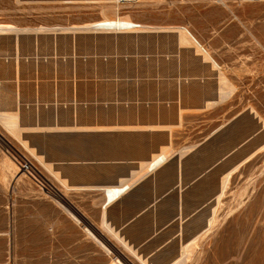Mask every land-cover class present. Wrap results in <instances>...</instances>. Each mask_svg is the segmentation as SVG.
Wrapping results in <instances>:
<instances>
[{
	"label": "crops",
	"instance_id": "1",
	"mask_svg": "<svg viewBox=\"0 0 264 264\" xmlns=\"http://www.w3.org/2000/svg\"><path fill=\"white\" fill-rule=\"evenodd\" d=\"M79 17L39 20L19 27L54 29L0 37V80L16 95L0 111L17 116L21 138L58 190L41 194L36 215L50 245L66 244L69 236L99 244L88 229L102 243L122 246L110 226L126 244L142 246L157 236L155 245L163 246L192 227L193 215L209 217L231 169L226 160L260 126L236 131L228 144L226 133L241 112L226 118L231 94L223 99L209 65L197 62L191 76L176 56L180 46L145 50L142 31H93L85 25L94 21ZM27 133L59 137L53 147L63 152L48 157ZM111 185L125 189L110 202Z\"/></svg>",
	"mask_w": 264,
	"mask_h": 264
},
{
	"label": "rangeland",
	"instance_id": "2",
	"mask_svg": "<svg viewBox=\"0 0 264 264\" xmlns=\"http://www.w3.org/2000/svg\"><path fill=\"white\" fill-rule=\"evenodd\" d=\"M81 15L90 21L118 16L151 26L140 32L145 33L141 38L143 49L150 50L157 45L166 53L173 46H180L183 49L176 56L183 63V70L191 76L197 72V62L209 65L217 73L219 83L223 82L224 89L231 90L226 118L241 112L226 133L228 144L239 136L236 131L246 132L256 123L260 126V130L226 160L227 166L232 168L257 150L232 173L220 203L214 199L209 203L211 206L216 203L214 222L200 236L191 258L180 264H264V0H0V23L17 26L33 25L39 20L71 23ZM138 29L142 28L125 32L138 33ZM181 32L191 40L179 41ZM10 33L0 34V37L10 38L14 32ZM202 48L217 65L208 57L204 58ZM147 70H150L149 65L144 66V72ZM106 71L107 68H103L102 72ZM14 96L11 84L0 80V109L6 108L8 100ZM1 116L0 134L33 159L49 177L34 157L35 151H29L27 144L21 143L22 129L8 130ZM25 136L48 157L63 152L53 147L59 137L37 133ZM10 160L0 140L1 264H114V258H117L116 264H141L121 246L108 241L102 243L88 229L99 244L70 236L62 240L66 244H47V226L36 215L44 192ZM208 214L193 215L192 227L186 231L182 228L180 235L178 232L163 246L155 245L157 236L142 246H131L148 263L166 264L177 255L179 244L204 226Z\"/></svg>",
	"mask_w": 264,
	"mask_h": 264
},
{
	"label": "bare ground",
	"instance_id": "3",
	"mask_svg": "<svg viewBox=\"0 0 264 264\" xmlns=\"http://www.w3.org/2000/svg\"><path fill=\"white\" fill-rule=\"evenodd\" d=\"M94 1V0H93ZM98 1H101V0H98ZM107 1V0H106ZM81 25V24H80ZM136 25H138V26H136ZM80 27V26H79ZM83 27V26H82ZM85 27L86 28H88V29H90V30H92L93 29V31L94 30H99V32H102V31H112V32H124V31H130V32H133L134 31V29L136 28L137 29V27H140V28H142L141 30L140 29H138L139 31H144V29L146 30L147 28H149V27H151V26H149V25H146V24H142V23H137V22H134V21H132L131 19H129V18H120V17H110V16H104L103 18H101V19H99V20H97V21H94V22H91V23H87V25H85ZM154 27V26H153ZM157 27V26H156ZM158 27H159V25H158ZM73 28H78V27H73ZM46 29H51V30H53L54 28H51V27H43V26H39V27H34V28H28V27H26V28H22V27H19V26H17V25H14V24H11V23H0V34H7V33H10V32H14L15 34H18V33H20V32H27V31H41V30H44V31H46ZM58 29H62V31L63 30H65V29H69V28H63V27H59ZM87 29V30H88ZM182 29H184L185 30V28H182ZM47 30V31H48ZM82 30V29H81ZM89 30V31H90ZM151 30V29H150ZM155 30V29H154ZM181 30V29H180ZM74 31V30H73ZM136 31V30H135ZM186 31V34L188 33V35L192 38V40L195 42V43H197V45H200L199 44V42L192 36V34H190L187 30H185ZM149 32V31H148ZM139 33V32H138ZM182 34H180V40L179 41H183V40H187V39H190V38H188V36L184 33V32H181ZM11 34V33H10ZM22 34V33H21ZM28 34V33H27ZM191 40V39H190ZM177 41V40H176ZM193 41H191L192 43H193ZM15 42V41H14ZM198 47V46H197ZM17 50V49H16ZM200 51H203L204 53H202V54H204L205 56H204V58L205 57H208L209 59H210V61L212 60V62L215 64V65H217V63L214 61V59H212L211 58V56H210V54L205 50V48H202V50H200ZM19 52V51H18ZM10 57V56H9ZM11 58V57H10ZM17 58V57H16ZM207 61H209L208 59H207ZM16 63V62H15ZM15 69V68H14ZM223 82H221V84H222ZM221 89V91H220V94L223 96V99H224V97L226 96V95H228L229 93H230V91H227V90H225L223 87L222 88H220ZM220 95V96H221ZM16 96V95H15ZM18 97V96H17ZM222 98V97H221ZM17 99V98H16ZM210 102V101H209ZM17 104V103H16ZM12 110V109H11ZM10 111V110H9ZM12 111H14V110H12ZM16 111V110H15ZM14 111V112H15ZM0 115H2L1 117H2V119H3V125L8 129V130H10V131H12L14 128L16 129V127H19L18 126V123H17V121H16V115L15 114H13V113H11V112H8V110H7V112L6 111H0ZM1 119V120H2ZM18 120V119H17ZM18 122H19V120H18ZM101 125V124H100ZM75 126V125H74ZM80 126V125H79ZM97 126V125H96ZM137 126V125H136ZM55 127V126H54ZM60 127V126H59ZM58 127V128H59ZM73 127V126H72ZM84 127V126H83ZM89 127V126H88ZM103 127V126H102ZM101 127V128H102ZM35 128V127H34ZM47 128V127H46ZM52 129H53V127H51ZM74 128V127H73ZM75 128H76V126H75ZM98 128V127H97ZM118 128V127H117ZM135 128V127H134ZM14 129V130H15ZM19 129H20V127H19ZM25 129V128H24ZM30 129V128H29ZM32 129H33V127H32ZM36 129V128H35ZM42 129V128H41ZM68 129V128H67ZM66 129V130H67ZM13 130V131H14ZM55 130V129H54ZM62 130V129H61ZM37 131V130H36ZM55 131H57V129L55 130ZM29 132V131H28ZM59 132V131H58ZM11 133V132H10ZM20 134V133H19ZM17 135V134H16ZM21 139V143H24V144H26V142L22 139V138H20ZM27 140V139H26ZM262 146H264V144L262 145ZM32 148V147H31ZM31 148H29L28 146H27V149L29 150V151H31V152H34L33 151V149H31ZM257 151V150H256ZM256 151H253V152H251L248 156H246L240 163H242V162H245L247 159H249L252 155H253V153L254 152H256ZM34 155V157L35 158H37L38 159V156L34 153L33 154ZM165 155V154H164ZM155 156V155H154ZM40 157V156H39ZM163 157V156H162ZM158 158V157H157ZM151 159V158H150ZM160 160H161V158L159 157L157 160H155V162L151 165V167L150 168H154V166H156L159 162H160ZM11 161V160H10ZM11 163H13L12 161H11ZM239 163V164H240ZM42 164H44V163H42ZM47 164V163H46ZM239 164H237V165H235L234 167H232L229 171H227L225 174H224V176L222 177L223 179H222V186H221V191H220V193L217 195V197H216V203L219 201V200H221L220 198L222 197V195L224 194V192H225V189L227 188V186H228V184H229V179H230V177H231V175H232V173L234 172V171H236L237 170V168L239 167ZM46 167V166H45ZM156 168V167H155ZM56 172H58V171H56ZM113 176V175H112ZM133 176V175H132ZM56 178V177H55ZM130 179V178H129ZM60 181V180H59ZM62 182V181H61ZM67 182V181H66ZM65 183V182H64ZM66 184V183H65ZM112 187H105V193H106V195H107V197H108V201H110V200H112V199H114V198H116L124 189H125V186H124V189H121L120 187H114L113 185H111ZM121 186H123V185H121ZM68 188V187H67ZM127 188V187H126ZM128 191V190H127ZM123 193H124V191H123ZM122 194V193H121ZM107 201V202H108ZM111 202V201H110ZM215 203V204H216ZM219 203H220V201H219ZM218 203V204H219ZM107 206V205H106ZM219 206V205H218ZM221 206V205H220ZM215 212H216V206L214 205L213 207H212V209H211V214L209 215V217L207 218V224H206V218H205V220H204V224L203 225H205L206 224V226L201 230V231H199L198 233H196L195 235H193L191 238H189L188 240H186V241H184V242H181L180 244H179V248H178V253H177V255H175V257L174 258H171V260H169L166 264H180V263H184L185 261H187L188 259H190L191 258V256H192V253H193V251L195 250V248H197L198 247V240H199V238H200V236L203 234V233H205L208 229H209V227L213 224V222H214V219H215ZM104 222V221H103ZM106 223V222H105ZM105 225V224H104ZM109 225V224H108ZM106 226V225H105ZM106 230L109 232V234H112V237L114 238L115 237V239H116V241H118V242H120V244H122V248L127 252V253H129L130 255H132L134 258H136V260H139V262L141 263V264H150V263H148L145 259V257H142V258H140V255L139 254H137L136 253V248L135 247H132L131 245H129V244H126V241H124V240H122L123 238L120 236H118L117 234H118V232L116 233V231H113V229H111V227L109 226V228H106ZM181 230H182V228H181ZM181 230L179 231V235L182 233L181 232ZM107 232V233H108ZM122 238V239H121ZM165 254V253H164ZM147 255V254H146ZM148 256V255H147ZM161 258V257H160ZM159 258V259H160ZM113 261H114V264H116V262H117V258H114L113 259ZM146 261V262H145ZM1 264V263H0ZM3 264V263H2Z\"/></svg>",
	"mask_w": 264,
	"mask_h": 264
},
{
	"label": "built area",
	"instance_id": "4",
	"mask_svg": "<svg viewBox=\"0 0 264 264\" xmlns=\"http://www.w3.org/2000/svg\"><path fill=\"white\" fill-rule=\"evenodd\" d=\"M138 26V25H136ZM1 143L18 171L24 174L33 185L48 195H57L58 190L53 181L40 169L33 159L17 149L8 139L0 134Z\"/></svg>",
	"mask_w": 264,
	"mask_h": 264
}]
</instances>
